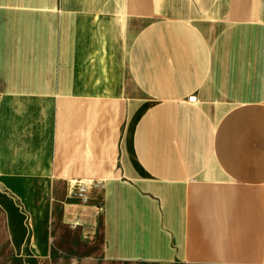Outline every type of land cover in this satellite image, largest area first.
<instances>
[{
	"label": "crops",
	"instance_id": "1",
	"mask_svg": "<svg viewBox=\"0 0 264 264\" xmlns=\"http://www.w3.org/2000/svg\"><path fill=\"white\" fill-rule=\"evenodd\" d=\"M0 207L18 255L80 216L116 258L264 264V0H0Z\"/></svg>",
	"mask_w": 264,
	"mask_h": 264
},
{
	"label": "rangeland",
	"instance_id": "2",
	"mask_svg": "<svg viewBox=\"0 0 264 264\" xmlns=\"http://www.w3.org/2000/svg\"><path fill=\"white\" fill-rule=\"evenodd\" d=\"M75 183L69 182L70 189L67 194L76 199L72 204L73 215L87 212L84 205L91 200L90 192L77 191V183L80 178H72ZM72 181V180H71ZM71 184V185H70ZM82 192H85L84 194ZM73 193V195H72ZM80 216L62 223L54 230L52 249L49 256L35 257L30 255L26 245L21 254H15L8 238L4 211L0 207V264H182L178 258L162 259H128L116 258L100 251L101 234L97 230L92 235L81 232L78 228Z\"/></svg>",
	"mask_w": 264,
	"mask_h": 264
}]
</instances>
